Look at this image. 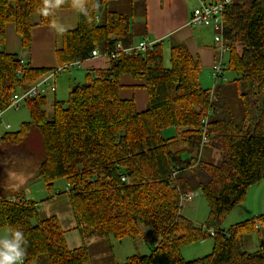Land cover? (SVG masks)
Returning a JSON list of instances; mask_svg holds the SVG:
<instances>
[{
	"label": "trees",
	"instance_id": "trees-1",
	"mask_svg": "<svg viewBox=\"0 0 264 264\" xmlns=\"http://www.w3.org/2000/svg\"><path fill=\"white\" fill-rule=\"evenodd\" d=\"M111 1L0 0L1 111L14 93L55 70L8 52L9 29L30 51L35 27H55L61 10L74 9L76 26L62 32L54 53L60 66L84 61L93 50L135 45L133 10H107ZM131 1L144 6V0ZM101 6L105 10L99 13ZM223 22L228 49L223 70L235 74L231 80L222 72L212 89L203 88L197 55L173 42L165 67L164 41L158 40L144 53H121L109 67L86 71V81L72 85L66 101H53L50 118L46 95L26 99L22 104L30 120L0 135V158L12 150L30 153L39 159L37 173L48 189L65 180L73 229L82 239L136 240L142 227L150 228L158 241L151 253L132 255L122 264H264V212L229 229L221 226L248 189L264 179V0L233 1ZM124 77L134 82L126 85ZM127 88L145 90V109H136L134 97L120 96ZM231 98L240 102L239 121ZM170 129L174 132L167 135ZM206 149L213 157L219 152L220 160L203 158ZM190 192L208 202L202 226L181 213V198ZM3 229L22 264H91L88 249L70 248L59 219L40 218L34 201L0 197ZM249 234L258 241L251 252L244 249ZM208 237L213 239L210 254L193 260L181 256L184 245Z\"/></svg>",
	"mask_w": 264,
	"mask_h": 264
},
{
	"label": "rangeland",
	"instance_id": "rangeland-1",
	"mask_svg": "<svg viewBox=\"0 0 264 264\" xmlns=\"http://www.w3.org/2000/svg\"><path fill=\"white\" fill-rule=\"evenodd\" d=\"M191 1L192 0H186V5L190 8L189 13L187 12L188 19L190 17V12L198 2L197 0H193V3H191ZM106 9L116 10L122 13H129L133 10V23L136 34L134 44L136 45L139 41L144 39L139 35L145 17L143 5H139L138 3L133 4L131 0H113L107 4ZM104 10L105 6L99 7V13ZM200 30L205 34L203 44L215 50L216 55L214 63L219 64L221 61L224 66L227 65L228 50H224L220 56V44L214 42L216 33L208 27H201ZM173 42L174 41L170 39L163 42V65L165 67L170 66L169 48ZM85 72L86 71L80 68L65 69L53 78L52 84L55 86V93L48 90V94L46 95L47 103L45 109L49 118L52 112L51 105L53 101H66L70 85L74 83L75 77L80 84L86 81ZM223 73L226 80H231L235 77V74L227 69L223 70ZM199 81L201 86L205 89H212L214 87L215 80L212 75L211 66L201 65ZM231 104L234 118L239 121L242 116L240 102L236 98H231ZM1 110L2 108H0V111ZM28 120H30L29 112L24 104H21L17 109H4L0 119V135L3 134L4 131L13 132L18 130L20 124ZM5 125H9V128H6ZM173 132L174 131L170 129L166 131V134L170 135ZM210 150H205L203 158L213 162L220 160V153L216 152V156L213 157L215 154H212ZM4 153L6 152L4 151L3 155ZM4 157L5 158H0V197L9 198L10 196H19L26 200L36 202L40 218L55 215L59 219L63 229L66 230L65 238L67 245L70 248L84 245L89 251L91 264H122L132 255H148L154 249L155 245L153 240L157 239L152 238L154 236H152L149 227H142V235L136 240L130 238L115 240L112 236L105 238L98 235L82 239L78 231L73 229L75 220L70 209L69 197L65 192V180H56L51 189H48L37 173L39 159L35 155L33 156L24 151L17 153L16 150H12V152L6 153ZM259 191L260 190L257 189L256 186L250 187L244 198V202L237 204L223 220L221 224L222 228L229 229L241 221L252 219L262 214L264 212V194L262 191ZM181 213L195 225L202 226L207 221L209 215L208 202L201 193L197 192L192 199L183 203ZM260 234L262 239H264V229H261ZM7 240L8 231L3 229L0 231V250L4 257L14 256V259L7 262V264H18L19 256L16 255V251L7 244ZM257 243V236L255 234H249L244 237V249L249 252L257 248ZM212 247L213 239L208 237L204 240L184 245L180 253L185 260H193L210 254Z\"/></svg>",
	"mask_w": 264,
	"mask_h": 264
},
{
	"label": "crops",
	"instance_id": "crops-1",
	"mask_svg": "<svg viewBox=\"0 0 264 264\" xmlns=\"http://www.w3.org/2000/svg\"><path fill=\"white\" fill-rule=\"evenodd\" d=\"M191 3H193V0ZM143 9L145 17L143 27L139 31L141 38L151 41H168L170 39L177 43H183L191 53L197 55L201 65L212 66L214 64L215 50L203 44L205 34L201 32V27L193 28L188 25L187 12L189 13L190 8L186 5V0H144ZM76 23V10H61L57 15V25L55 27L37 26L32 30L30 51L21 48L19 37L10 28L7 33L5 49L8 52L16 53L21 60L30 62L32 66L56 69L60 65L57 64L55 58V47L59 44L62 32L74 28ZM109 66L110 62L107 59L93 58L82 61L77 69L88 71ZM76 79L75 77L74 83L70 87L79 83ZM122 82L130 86L134 81L129 77H124ZM120 96L122 98L134 97L137 110L146 108L147 97L143 89L139 88L133 91L127 88L121 91ZM5 127L9 128V125H5ZM255 186L264 194V179Z\"/></svg>",
	"mask_w": 264,
	"mask_h": 264
},
{
	"label": "built area",
	"instance_id": "built-area-1",
	"mask_svg": "<svg viewBox=\"0 0 264 264\" xmlns=\"http://www.w3.org/2000/svg\"><path fill=\"white\" fill-rule=\"evenodd\" d=\"M197 4L193 8L190 13V17L188 20V25L194 28L197 27H208L212 29L216 36L214 38V42L220 44V56L224 50H228L227 47L224 45L222 40V33L224 30V22H223V12L227 5L232 3L235 0H220L216 2H207L205 0H197ZM157 41V40H156ZM156 41H151L148 39H143L139 43L133 46H129L127 48H122L119 44H116L115 49L109 52H100L99 50H93L88 59L93 58H104L107 59L109 62L119 58L121 53L129 54L133 51L137 52H146ZM82 61H74L68 63L66 65H61L55 70L48 73L46 76L42 77L40 80L26 88L25 90L18 91L12 95L8 104L6 105L7 108L17 109L26 99L34 98L37 96H43L48 94V90L52 93L55 92V86L52 84V79L55 77L59 72L65 69H76ZM212 75L214 80H217L220 74L223 72L224 65L223 63L216 64L214 63L212 66ZM3 111H0V117ZM8 128V127H7ZM122 180L124 178L122 177ZM196 195V193H186L182 196L181 202H187L188 200L192 199ZM8 244L10 241H6ZM158 241H154V244H157ZM18 254V252H16ZM23 259L19 257L18 264H22Z\"/></svg>",
	"mask_w": 264,
	"mask_h": 264
},
{
	"label": "clouds",
	"instance_id": "clouds-1",
	"mask_svg": "<svg viewBox=\"0 0 264 264\" xmlns=\"http://www.w3.org/2000/svg\"><path fill=\"white\" fill-rule=\"evenodd\" d=\"M19 235H20V233H17V236H19ZM16 255H18V254H16ZM12 259H14V256H5L3 258V260L0 261V264H7V262L11 261Z\"/></svg>",
	"mask_w": 264,
	"mask_h": 264
},
{
	"label": "bare ground",
	"instance_id": "bare-ground-1",
	"mask_svg": "<svg viewBox=\"0 0 264 264\" xmlns=\"http://www.w3.org/2000/svg\"><path fill=\"white\" fill-rule=\"evenodd\" d=\"M233 3V2H232ZM124 48V47H123ZM114 49V48H113Z\"/></svg>",
	"mask_w": 264,
	"mask_h": 264
}]
</instances>
